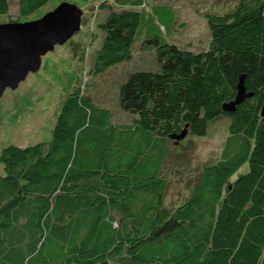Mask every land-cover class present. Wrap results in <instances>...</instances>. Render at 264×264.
Masks as SVG:
<instances>
[{
  "label": "trees",
  "instance_id": "obj_1",
  "mask_svg": "<svg viewBox=\"0 0 264 264\" xmlns=\"http://www.w3.org/2000/svg\"><path fill=\"white\" fill-rule=\"evenodd\" d=\"M50 1L18 0L17 20ZM103 1L110 8L88 38L100 41L88 75L130 60L137 44L155 50L157 67L117 84L121 119L83 93L80 75L48 141L2 148L0 264H264V32L249 38L264 24V0L206 14L209 44L199 52L165 36L175 23L169 6ZM9 9L0 0V14ZM240 77L252 95L225 112ZM222 117L220 158L168 208L164 166L180 141L172 135L203 137Z\"/></svg>",
  "mask_w": 264,
  "mask_h": 264
},
{
  "label": "rangeland",
  "instance_id": "obj_2",
  "mask_svg": "<svg viewBox=\"0 0 264 264\" xmlns=\"http://www.w3.org/2000/svg\"><path fill=\"white\" fill-rule=\"evenodd\" d=\"M8 1L9 12L5 15L0 14V23L37 19L54 9L63 0H51L36 13L26 17L21 16L19 20H17L18 0ZM73 2L79 7L83 6L84 14L80 30L64 43L55 45L52 51L42 56L38 71L29 73L16 89H5L0 97V152L8 144L25 147L49 140L56 114L66 95L65 91L70 85V80L73 84H79L81 75L83 93L90 94L97 105L107 106L119 120L122 114L117 110V84L123 82L131 72L153 70L157 67L155 50L152 47L142 50L135 43L137 47L133 58L113 65L114 67L111 66L113 68L110 67V70L101 75L94 77L88 75L94 59V50L100 43L99 41L97 46L96 43L89 44L91 42L88 38L98 32L96 24L104 15L99 12L104 9L109 10L110 7L104 4L103 0H91L84 5L79 0ZM237 2L238 0H144L148 8L162 5L172 9L175 23L165 36L168 34L167 39L182 49L195 52L206 50L209 44L205 15L229 11ZM263 32L264 24L256 23L249 33V38L255 40ZM55 61L57 66L53 73ZM62 61L67 62L72 70H65ZM73 73H79V76ZM83 74L85 78H89L87 82H82ZM227 123V117L219 118L210 124L205 136H188L179 141L175 148L176 152L171 153L164 166V171L170 173L165 194V204L168 208L172 209L180 205L196 184L202 167L220 158L224 139L227 136ZM2 172L0 163V174Z\"/></svg>",
  "mask_w": 264,
  "mask_h": 264
},
{
  "label": "water",
  "instance_id": "obj_3",
  "mask_svg": "<svg viewBox=\"0 0 264 264\" xmlns=\"http://www.w3.org/2000/svg\"><path fill=\"white\" fill-rule=\"evenodd\" d=\"M83 7L69 1L60 2L41 17L29 21L0 23V97L5 89H16L29 73L39 70L42 56L62 44L81 28ZM234 99L223 105L225 112L235 107L252 93H245L243 77H240ZM264 95V89H263ZM264 115V101L261 107ZM186 135H172L178 142Z\"/></svg>",
  "mask_w": 264,
  "mask_h": 264
}]
</instances>
